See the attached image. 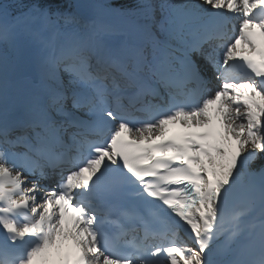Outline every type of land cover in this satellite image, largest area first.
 <instances>
[{
    "label": "snow or ice",
    "instance_id": "obj_1",
    "mask_svg": "<svg viewBox=\"0 0 264 264\" xmlns=\"http://www.w3.org/2000/svg\"><path fill=\"white\" fill-rule=\"evenodd\" d=\"M0 264H264V0H0Z\"/></svg>",
    "mask_w": 264,
    "mask_h": 264
}]
</instances>
